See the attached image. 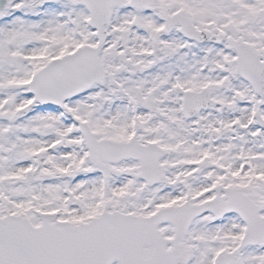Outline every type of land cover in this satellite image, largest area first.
<instances>
[{
	"label": "snow or ice",
	"instance_id": "obj_1",
	"mask_svg": "<svg viewBox=\"0 0 264 264\" xmlns=\"http://www.w3.org/2000/svg\"><path fill=\"white\" fill-rule=\"evenodd\" d=\"M0 264H264V0H0Z\"/></svg>",
	"mask_w": 264,
	"mask_h": 264
}]
</instances>
